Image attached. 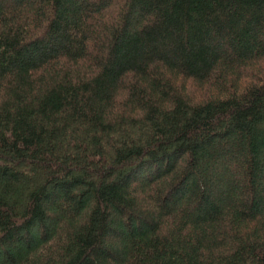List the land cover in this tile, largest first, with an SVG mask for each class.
Here are the masks:
<instances>
[{"label":"trees","instance_id":"obj_1","mask_svg":"<svg viewBox=\"0 0 264 264\" xmlns=\"http://www.w3.org/2000/svg\"><path fill=\"white\" fill-rule=\"evenodd\" d=\"M0 264H264V0H0Z\"/></svg>","mask_w":264,"mask_h":264}]
</instances>
